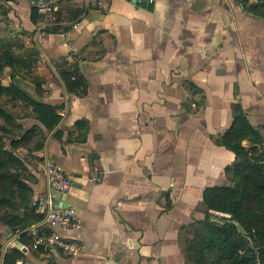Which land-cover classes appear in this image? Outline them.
Instances as JSON below:
<instances>
[{
  "label": "crops",
  "instance_id": "crops-1",
  "mask_svg": "<svg viewBox=\"0 0 264 264\" xmlns=\"http://www.w3.org/2000/svg\"><path fill=\"white\" fill-rule=\"evenodd\" d=\"M262 2L62 0L43 12L30 0H0V52L26 59L0 71V89L14 87L0 105L20 125L5 140L36 129L16 148L32 205L48 190L40 165L49 158L71 175L60 201L81 217L63 233L80 242L77 254L34 250L30 241L15 264H187L183 227L205 218L204 191L231 185L225 168L238 162L217 142L234 102L264 146ZM76 73L83 84L70 89L66 78ZM33 100L61 115L54 128ZM18 236L0 223L2 256Z\"/></svg>",
  "mask_w": 264,
  "mask_h": 264
},
{
  "label": "trees",
  "instance_id": "trees-1",
  "mask_svg": "<svg viewBox=\"0 0 264 264\" xmlns=\"http://www.w3.org/2000/svg\"><path fill=\"white\" fill-rule=\"evenodd\" d=\"M264 9V0L261 3ZM255 8V7H253ZM26 61L15 55L9 47L0 52V71L10 65L15 68ZM27 63V62H26ZM16 70V69H15ZM72 74V73H71ZM67 76L68 88H80L83 80L76 73L74 79ZM12 86V85H11ZM0 89V94L14 87ZM38 119L48 128H54L61 115L49 104L32 101ZM232 125L218 137L217 142L231 149L238 160L227 165L226 175L231 185H216L204 191V219L185 225L182 244L187 264H264V146L260 131L252 125L239 102L233 103ZM76 125L85 130L87 122ZM20 125L9 111L0 105V223L18 233V240L27 245L32 236L25 231L41 219L32 205V191L22 177V158L16 153L23 143H29L36 129H29L23 137H6L14 134ZM243 140L255 145L246 147ZM42 145H37V148ZM28 206L25 216L15 211ZM233 220L237 221L235 224ZM0 259L3 264H15L23 256L19 247H13Z\"/></svg>",
  "mask_w": 264,
  "mask_h": 264
},
{
  "label": "built area",
  "instance_id": "built-area-1",
  "mask_svg": "<svg viewBox=\"0 0 264 264\" xmlns=\"http://www.w3.org/2000/svg\"><path fill=\"white\" fill-rule=\"evenodd\" d=\"M30 1L35 8L43 12H53L62 0ZM97 1L103 3L104 0ZM144 1L154 2V0H136V3L141 4ZM65 114L62 112V115ZM40 168L46 176L48 190L35 203L36 211L41 215V219L27 230L32 236L31 247L34 250L60 248L71 255H75L81 249L80 242L66 238L63 233L78 228L81 224V217L73 207L59 204L56 194V192L61 194L68 192L72 185V177L61 165L49 158L41 163ZM91 179L95 182L102 179V172L97 165L93 168Z\"/></svg>",
  "mask_w": 264,
  "mask_h": 264
},
{
  "label": "water",
  "instance_id": "water-1",
  "mask_svg": "<svg viewBox=\"0 0 264 264\" xmlns=\"http://www.w3.org/2000/svg\"><path fill=\"white\" fill-rule=\"evenodd\" d=\"M141 5H142V6H151L152 3H148L147 1H144V2L141 3ZM56 194H57V197H58L57 202H59V204H62L60 200L63 198V194H64V193L61 194L60 192H56ZM233 222H234L235 224H238V222L235 221V220H233ZM14 245L17 246V247H19V248H22L24 251H26V249L24 248L23 244H22L20 241H16V242L14 243Z\"/></svg>",
  "mask_w": 264,
  "mask_h": 264
}]
</instances>
